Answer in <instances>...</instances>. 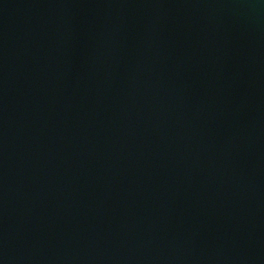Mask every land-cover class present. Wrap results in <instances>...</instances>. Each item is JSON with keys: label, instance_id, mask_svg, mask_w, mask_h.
I'll use <instances>...</instances> for the list:
<instances>
[{"label": "water", "instance_id": "obj_1", "mask_svg": "<svg viewBox=\"0 0 264 264\" xmlns=\"http://www.w3.org/2000/svg\"><path fill=\"white\" fill-rule=\"evenodd\" d=\"M0 264H264V0H0Z\"/></svg>", "mask_w": 264, "mask_h": 264}]
</instances>
